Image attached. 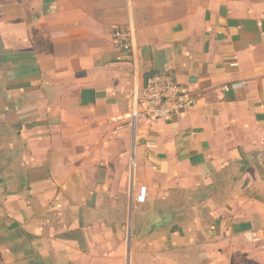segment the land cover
Returning a JSON list of instances; mask_svg holds the SVG:
<instances>
[{
  "label": "crops",
  "instance_id": "1",
  "mask_svg": "<svg viewBox=\"0 0 264 264\" xmlns=\"http://www.w3.org/2000/svg\"><path fill=\"white\" fill-rule=\"evenodd\" d=\"M129 24L193 91L135 132ZM0 264H264V0H0Z\"/></svg>",
  "mask_w": 264,
  "mask_h": 264
},
{
  "label": "built area",
  "instance_id": "2",
  "mask_svg": "<svg viewBox=\"0 0 264 264\" xmlns=\"http://www.w3.org/2000/svg\"><path fill=\"white\" fill-rule=\"evenodd\" d=\"M112 39L119 48L128 53L134 80V95L127 111L110 118V123L116 126L117 131L130 128L135 132L141 120L148 124L169 121L191 107L193 99L191 88L174 82L166 70L152 76L148 80L147 88H143L144 74L141 72L143 56L135 45L134 28L131 24L116 30ZM240 86L242 84H232L224 89L230 90ZM147 196V187H141L136 202L145 203Z\"/></svg>",
  "mask_w": 264,
  "mask_h": 264
},
{
  "label": "water",
  "instance_id": "3",
  "mask_svg": "<svg viewBox=\"0 0 264 264\" xmlns=\"http://www.w3.org/2000/svg\"><path fill=\"white\" fill-rule=\"evenodd\" d=\"M161 52L155 55V60H154V68L152 71L148 72L145 74L143 78V88H147L148 80L154 76L155 74L159 72L165 71V65L166 61L163 60L161 57ZM82 106H90L95 103V93L93 90H84L82 92ZM161 223V217L159 215L158 211H154L152 215L149 217L147 220L146 224L144 225L141 234L139 236L140 239L146 238L158 225Z\"/></svg>",
  "mask_w": 264,
  "mask_h": 264
}]
</instances>
